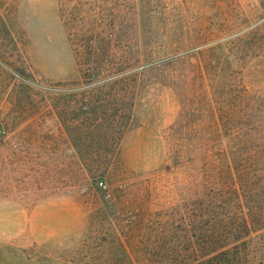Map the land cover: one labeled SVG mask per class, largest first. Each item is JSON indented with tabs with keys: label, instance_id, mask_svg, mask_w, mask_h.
I'll use <instances>...</instances> for the list:
<instances>
[{
	"label": "rangeland",
	"instance_id": "rangeland-1",
	"mask_svg": "<svg viewBox=\"0 0 264 264\" xmlns=\"http://www.w3.org/2000/svg\"><path fill=\"white\" fill-rule=\"evenodd\" d=\"M263 24L264 0H0V264H86L102 200L125 185L142 184L146 213L166 205L180 221L179 159L221 139L212 115L180 131L196 84L185 96L154 74L127 90L88 79L90 60L172 57L178 72H234L264 97V49L248 50ZM246 251L264 264L262 237Z\"/></svg>",
	"mask_w": 264,
	"mask_h": 264
},
{
	"label": "trees",
	"instance_id": "trees-1",
	"mask_svg": "<svg viewBox=\"0 0 264 264\" xmlns=\"http://www.w3.org/2000/svg\"><path fill=\"white\" fill-rule=\"evenodd\" d=\"M248 46L249 51L264 49V33L249 36ZM214 59L219 57L205 56L203 62ZM115 60H90L87 78L98 81L107 73L103 78L112 85L137 91L156 74L181 95L186 91L185 96L196 84V95L182 102L180 131L190 133L212 115L221 139L212 146L205 144L208 139L199 146L191 142L188 154L179 159L189 186L180 221L176 215L168 217L166 205L157 217L146 213L142 184L119 187L113 201L102 200V235L90 231L86 264H247L251 255L246 250L259 236L264 239V97L239 87L234 72L200 69L185 74L174 69L182 60L172 57ZM199 81L203 84L198 88ZM222 139L228 140L224 148ZM131 202L136 212L127 217L123 207Z\"/></svg>",
	"mask_w": 264,
	"mask_h": 264
},
{
	"label": "built area",
	"instance_id": "built-area-1",
	"mask_svg": "<svg viewBox=\"0 0 264 264\" xmlns=\"http://www.w3.org/2000/svg\"><path fill=\"white\" fill-rule=\"evenodd\" d=\"M101 185H103V184L101 183Z\"/></svg>",
	"mask_w": 264,
	"mask_h": 264
}]
</instances>
